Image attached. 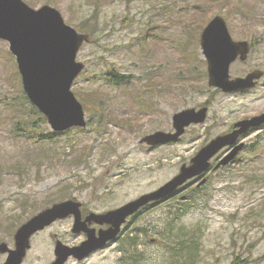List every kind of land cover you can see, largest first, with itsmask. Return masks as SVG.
Returning <instances> with one entry per match:
<instances>
[{
  "label": "rangeland",
  "instance_id": "obj_1",
  "mask_svg": "<svg viewBox=\"0 0 264 264\" xmlns=\"http://www.w3.org/2000/svg\"><path fill=\"white\" fill-rule=\"evenodd\" d=\"M23 1L35 9L51 5L67 24L91 35L77 56L86 68L72 90L77 97L86 92L101 107L96 102L85 110L83 128L57 133L42 121L39 129L18 133L15 106L22 78L9 43L0 40V243L14 248L21 225L56 203L80 202L89 215L152 192L190 165L212 139L264 112V76L245 93H224L209 85L200 45L204 27L220 15L234 40L252 44L246 61L232 63L231 77L264 70V0ZM110 68L132 83L114 84L107 76ZM203 106L209 108L207 120L189 127L181 140L155 147L140 142L158 130L173 132L175 113ZM34 133L59 135L42 143L28 137ZM242 141L245 147L235 160L212 168L202 187L189 180L129 218L105 248L67 264H229L236 254L264 264V128ZM197 188L188 210L178 212L182 195ZM73 224L69 216L36 233L25 264H50L57 240L83 241ZM194 242L193 257L186 247ZM5 260L0 254V264Z\"/></svg>",
  "mask_w": 264,
  "mask_h": 264
},
{
  "label": "water",
  "instance_id": "obj_2",
  "mask_svg": "<svg viewBox=\"0 0 264 264\" xmlns=\"http://www.w3.org/2000/svg\"><path fill=\"white\" fill-rule=\"evenodd\" d=\"M91 35L79 32L67 24L61 12L48 4L35 9L23 0H0V40L9 43L16 57L23 89L28 98L47 118L55 132H65L75 127H86L88 120L83 103L72 87L86 68L77 60L83 45ZM200 45L207 61L208 83L224 92H240L255 87L264 76V70L255 69L246 76L232 78L230 67L236 60L246 61L252 49L248 40H234L224 17L217 15L204 27ZM207 106L188 108L173 115L176 131L158 130L140 139L150 147L176 142L193 123L202 124L208 117ZM264 125V112L235 123L231 132L217 136L203 146L192 158L190 165H183L180 172L158 189L143 194L118 208L104 213L91 212L83 218L82 204L65 200L52 205L21 225L15 234V247L0 243V254H8L4 264H22L32 247V237L57 220L74 217L75 233H85L87 238L79 245L71 246L57 240L56 259L52 264H66L71 257L86 260L95 251L105 248L119 237L122 225L150 203L165 200L183 187L189 180L201 176L212 167L213 158L227 146H234L213 167L218 170L233 162L245 143L239 144L240 135ZM207 182L202 179L197 186ZM108 224L96 229L89 224Z\"/></svg>",
  "mask_w": 264,
  "mask_h": 264
},
{
  "label": "trees",
  "instance_id": "obj_3",
  "mask_svg": "<svg viewBox=\"0 0 264 264\" xmlns=\"http://www.w3.org/2000/svg\"><path fill=\"white\" fill-rule=\"evenodd\" d=\"M100 0H98L97 2H99ZM191 65H188V68ZM19 74V72H18ZM109 79L116 85H123V84H131V77L125 74H121L117 69L114 68H110L108 70V75ZM80 95H78L79 99L84 103V107L85 110L90 111V107L95 104L97 102L98 106L101 107V104L98 102V100L96 98H92L89 99L88 94L86 92L83 93H79ZM84 94V95H83ZM18 100V103L15 106V109L18 112L17 114V118L18 120V124L16 125V131L18 133L21 134H26V132L30 129H39V122H48L47 118L41 113V111L32 104V102L30 101V99L28 98L27 94L25 93V91L23 90V88H20V91L18 92V96L16 97ZM21 113V114H20ZM103 112L100 111L99 115H100V119L103 116ZM89 125H91V122L89 121ZM264 128V126H263ZM26 129V130H25ZM73 129V128H71ZM70 130V129H69ZM68 131V130H67ZM66 132V131H65ZM57 133H63V132H57ZM59 134L54 133V135L51 136H44V135H38L37 133H34L28 137H35L37 136L38 140H42V143H49L48 141H46V139H53L54 137L58 136ZM27 136V135H26ZM199 188L202 186H198ZM195 191V193L193 194H187V195H182L181 197V203L183 204L182 206H179L178 212H180L181 214H184L187 210H188V206L189 203L187 202L188 199H192L191 196H194L197 193V189H193ZM178 216V215H177ZM175 233L172 231V234ZM171 234V235H172ZM185 239V238H184ZM181 239L179 241V243H185V240ZM177 240V239H175ZM193 240V237L192 239ZM128 242L130 244L135 243V239H130V241L128 240ZM178 243V244H179ZM197 243L194 242L193 244H190L186 247V252L189 255H192L193 257L196 255V248L195 245ZM193 257L191 259H193ZM251 260L249 259V257H243L239 254H236L233 258V260L229 263V264H250Z\"/></svg>",
  "mask_w": 264,
  "mask_h": 264
},
{
  "label": "flooded vegetation",
  "instance_id": "obj_4",
  "mask_svg": "<svg viewBox=\"0 0 264 264\" xmlns=\"http://www.w3.org/2000/svg\"><path fill=\"white\" fill-rule=\"evenodd\" d=\"M217 88V87H216ZM252 89V88H251ZM251 89H248V90H245V91H240V92H224L223 90H221V89H219L218 88V90H221V91H223L224 93H245V92H247V91H249V90H251ZM203 107H205V106H203ZM202 108V107H201ZM201 108H196L197 110L198 109H201ZM208 112H209V110H208ZM208 118V117H207ZM173 122V121H172ZM192 125H198V124H196V123H193V124H191L190 126H188L187 128H186V131H187V129L189 128V127H191ZM173 127H172V131H176V129L174 128V123H173V125H172ZM264 126V125H263ZM263 126H261V128H259V129H262L263 128ZM234 129H235V124H234V127H233ZM233 129V130H234ZM255 130H257V129H252V130H250L249 132H247V133H245V134H243V135H240V138H239V140H238V143L237 144H239V143H241V142H243L242 141V139L243 138H245L247 135H249V133H251L252 131H255ZM185 131V132H186ZM185 134V133H184ZM183 134V135H184ZM182 135V136H183ZM182 136L180 137V139L179 140H181V138H182ZM178 140V141H179ZM177 142V141H176ZM234 146H227V147H225L221 152H219L214 158H213V160L217 157V156H219V154L220 153H222L221 155H223V154H226V153H228L232 148H233ZM225 150V151H224ZM224 151V152H223ZM213 160H212V167H211V169L213 168ZM210 169V170H211ZM209 170V171H210ZM208 171V172H209ZM208 172H206V173H204L203 175H201V176H198V177H195V178H193L194 180V182L195 181H198V182H200L202 179H204L205 177H206V174L208 173ZM198 187V186H197ZM199 188V187H198ZM178 192V191H177ZM176 192V193H177ZM82 213H83V218H86L88 215H84V212L82 211ZM132 217V216H131ZM131 217H129V218H131ZM128 218V219H129ZM127 219V220H128ZM90 225V227L91 228H94V229H96V232H97V234H98V232H99V230L101 229V228H108V227H110V225H108V224H104V225H97V224H95V223H91V224H89ZM81 234H84V236H85V238H84V240L87 238V235L85 234V233H81ZM32 240V239H31ZM83 240V241H84ZM83 241H81L80 243H82ZM79 243V244H80ZM79 244H73V245H71V246H74V245H79ZM31 249V248H30ZM30 249L28 250V251H30ZM99 251V250H98ZM27 254H28V252H27ZM3 255H5L6 256V259H7V257H8V254L6 253V254H3ZM26 257H27V255L25 256V258H24V260H23V263L22 264H25L26 263ZM55 259H56V256H55ZM54 259V260H55ZM70 259H75L74 257H71ZM70 259L68 260V262L70 261ZM53 260V261H54ZM75 260H77V259H75ZM6 261V260H5ZM5 261H3V263H1V264H4L5 263ZM53 261L50 263V264H52L53 263ZM78 261V260H77ZM67 262V263H68ZM66 263V264H67Z\"/></svg>",
  "mask_w": 264,
  "mask_h": 264
}]
</instances>
